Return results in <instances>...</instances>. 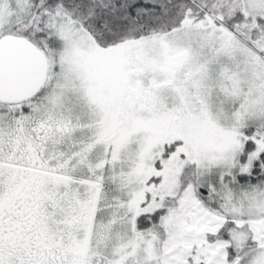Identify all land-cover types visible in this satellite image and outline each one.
Segmentation results:
<instances>
[{
  "label": "snow or ice",
  "instance_id": "snow-or-ice-1",
  "mask_svg": "<svg viewBox=\"0 0 264 264\" xmlns=\"http://www.w3.org/2000/svg\"><path fill=\"white\" fill-rule=\"evenodd\" d=\"M0 264H264V0H0Z\"/></svg>",
  "mask_w": 264,
  "mask_h": 264
}]
</instances>
